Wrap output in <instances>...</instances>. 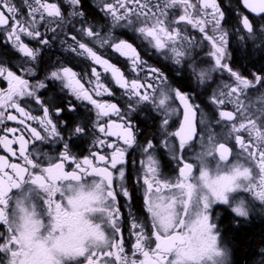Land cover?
<instances>
[{"label":"snow or ice","instance_id":"obj_1","mask_svg":"<svg viewBox=\"0 0 264 264\" xmlns=\"http://www.w3.org/2000/svg\"><path fill=\"white\" fill-rule=\"evenodd\" d=\"M96 7L104 24L89 19L86 0H0V44L20 54L18 71L0 56L7 85L0 125H19L3 128L0 148L21 161L0 155V264H230L214 206L245 221L264 215V67L245 74L230 45L238 38L264 52V0H98ZM56 45L91 63L77 72L53 61L47 52ZM109 51L126 70L105 58ZM149 53L168 62L175 79L150 65ZM42 65L44 79L25 78ZM45 81L69 97L66 106L42 99ZM115 87L125 104L103 99ZM74 101L92 114L69 128V137L89 139L82 159L57 119L77 110ZM33 103L42 115L32 114ZM140 105L159 117L155 143L139 140L131 116ZM49 139L63 151L29 150L31 141ZM162 154L176 162L174 175L162 171ZM70 216L96 222L85 242L69 247L57 238ZM254 264H264V247Z\"/></svg>","mask_w":264,"mask_h":264},{"label":"flooded vegetation","instance_id":"obj_2","mask_svg":"<svg viewBox=\"0 0 264 264\" xmlns=\"http://www.w3.org/2000/svg\"><path fill=\"white\" fill-rule=\"evenodd\" d=\"M50 2H52V0H50ZM97 2L98 0H86V7L88 8L89 19L92 20V17L95 16L96 19L92 21L93 23H96L98 21L99 23L104 24L105 18L103 13H101L99 9L96 7ZM17 3H19V0H17ZM119 33L120 30H117L116 34L119 35ZM26 42H28L33 47L36 46L35 42L33 41H26ZM251 49L253 48L250 46L242 47L241 44L239 43L238 38L232 40L230 45V51L232 53V63L234 64L235 67L240 69L245 74L254 70L253 69L242 70L240 67H238L235 64L234 59L236 57H239L240 53L247 52L248 50ZM141 51H143V49H141ZM47 54L51 56L53 61L59 58L67 66L72 67L73 70L77 72L85 71L87 69L88 64L91 63L90 61L85 62L82 59L73 60L70 54L65 53L61 50L59 45H56L51 50H48ZM0 56H2L4 60L8 61V66L10 68H12L14 71H18L15 67L14 62L20 59V54L14 52L10 48V46L6 44H0ZM105 58H110V62L115 63L118 67H121L122 70L127 69V64L125 63V59L119 57V54H113L111 51H109L108 53L105 54ZM144 59L147 60L150 65L160 68L170 78L175 79V77L173 76L172 66L168 62L158 60L155 56L151 55L150 53L144 55ZM97 68L98 70L102 71V69H99V66H97ZM18 74L20 73L18 72ZM25 78L30 79V82H34L35 79H40V80L44 79L43 65L41 66L40 69H38L37 75L34 79L29 77H25ZM45 83L47 84V88L41 89L39 93L42 99L46 101L48 104H64L66 106L67 99H69V97L65 96V93L61 91L60 87L57 84L53 83L52 81H45ZM6 86H7L6 82H0V89L6 88ZM181 86L185 87V85H183L182 82H181ZM85 87H89V85L85 83ZM185 90L190 91L191 88L188 86L187 88L185 87ZM113 91L115 92L114 96L112 97L106 96L103 99L108 102L117 103L118 105H123L127 102L126 98H123L120 95L121 90L118 87L113 88ZM201 99H203V97ZM199 102L200 101H197V103ZM74 103L79 106L76 111H64L62 113H59L57 114V119L60 121L61 135L69 140L71 151L82 159L83 156L88 155V150L90 147L89 139L87 137H69L68 135L69 128L73 126V123L86 122L91 117L92 114L88 112L87 109L83 106V104H86V102L82 103L80 101H74ZM10 111H12V114L18 115L17 113L14 112V110H10ZM32 114L42 115V112L37 110L36 105L34 103L32 104ZM131 119L133 124L140 131V136H139L140 141L150 139L153 140V142L155 143V140L159 139L157 133L158 132L157 124L159 117L150 106H144V105L138 106L137 110L132 113ZM28 123H32L33 126H37L35 125L34 122L29 121ZM5 126L19 127L16 121H5V125H0V134H3V128ZM9 138L10 139L12 138L11 134H9ZM13 148L15 150H18L19 146L13 145ZM33 149L34 152H36L37 154L49 153L50 155H57L60 151H63V145L59 142H53L51 139H49V141L47 140L31 141L29 145V150L31 151ZM157 151L158 153H160V152H164L165 150L158 149ZM0 155L9 156L10 162H21L18 161L15 157H10V154L5 153L2 150V148H0ZM160 159H161L162 171L165 174L174 175L176 169V162L170 160L166 154L160 155ZM188 160L190 162L192 161L191 153L188 154ZM66 170H71V169L66 165ZM241 195L247 199H251V195L248 193H241ZM134 210L137 212V214H141V215L143 214L142 197L139 194L135 196ZM124 211L126 212L127 210L125 209ZM214 212L219 217L217 223L221 229L223 244L229 249L230 252V256H229L230 264H235L234 250L231 247L230 243L226 240V236H225V230L223 224L225 217H228L229 223L232 226V228L239 230V229L249 228L252 225L264 226V215H261L259 212H257L252 216H250L245 221L242 218L235 217L234 214L230 211V209H228L227 206L225 205L214 206ZM234 221H238V222H234ZM258 259H259V252L254 258V262Z\"/></svg>","mask_w":264,"mask_h":264},{"label":"trees","instance_id":"obj_3","mask_svg":"<svg viewBox=\"0 0 264 264\" xmlns=\"http://www.w3.org/2000/svg\"><path fill=\"white\" fill-rule=\"evenodd\" d=\"M234 62L242 70L255 71L257 68L264 67V52L251 49L239 54ZM185 87L188 86L185 85ZM223 222L226 240L234 250L235 264H253L259 249L264 247V226L252 225L238 230L232 228L228 217H225Z\"/></svg>","mask_w":264,"mask_h":264},{"label":"clouds","instance_id":"obj_4","mask_svg":"<svg viewBox=\"0 0 264 264\" xmlns=\"http://www.w3.org/2000/svg\"><path fill=\"white\" fill-rule=\"evenodd\" d=\"M89 189L85 187L84 191H88ZM96 222L92 221V217H69V219L65 222L63 227L62 234L57 238V242L63 244L65 246H72L75 244L83 243L87 239V232L89 229V223ZM47 224H43L40 226V233L43 236H47V232L45 228ZM230 256V252H229Z\"/></svg>","mask_w":264,"mask_h":264},{"label":"bare ground","instance_id":"obj_5","mask_svg":"<svg viewBox=\"0 0 264 264\" xmlns=\"http://www.w3.org/2000/svg\"><path fill=\"white\" fill-rule=\"evenodd\" d=\"M241 54V53H240ZM259 59V58H258ZM262 59V58H261ZM157 131V130H156ZM158 133V132H157Z\"/></svg>","mask_w":264,"mask_h":264},{"label":"water","instance_id":"obj_6","mask_svg":"<svg viewBox=\"0 0 264 264\" xmlns=\"http://www.w3.org/2000/svg\"><path fill=\"white\" fill-rule=\"evenodd\" d=\"M251 15H254V14H251Z\"/></svg>","mask_w":264,"mask_h":264}]
</instances>
